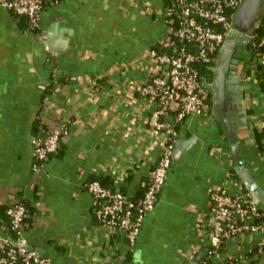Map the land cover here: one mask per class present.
<instances>
[{"label":"crops","instance_id":"1","mask_svg":"<svg viewBox=\"0 0 264 264\" xmlns=\"http://www.w3.org/2000/svg\"><path fill=\"white\" fill-rule=\"evenodd\" d=\"M167 3L67 0L45 8L37 31L0 7V208L29 201V247L55 264H123L129 253L133 264H188L205 247L200 227L212 221L209 190L235 171L213 107L210 117L178 125V142L191 145L169 171L134 246L98 223L86 190L108 177V186L135 196L162 153L156 105L137 89L150 68L148 52L167 35ZM247 59V126L239 139L244 163L264 189L256 139L264 131V78L257 73L258 65L264 73V54L247 52ZM63 125L62 149L34 171L33 140ZM3 221L0 234L11 237ZM261 240L247 233L227 241L221 257L264 264Z\"/></svg>","mask_w":264,"mask_h":264},{"label":"built area","instance_id":"2","mask_svg":"<svg viewBox=\"0 0 264 264\" xmlns=\"http://www.w3.org/2000/svg\"><path fill=\"white\" fill-rule=\"evenodd\" d=\"M67 0H0V7L17 17H24L32 31L40 29L41 14L47 5L54 6ZM243 0H172L166 7L168 31L159 43L163 53L156 49L148 52L150 68L138 86V94L154 105V127L162 140V153L142 186L144 197L134 202L120 190L104 187L93 181L86 190L93 198L98 223L109 234L123 232L134 246L141 234L147 215L158 204V199L169 171L178 142V125L193 116L210 117V91L212 83L201 76V67H210L226 39L235 31L234 18ZM183 43L181 46L178 43ZM213 69V68H212ZM173 116V121L167 119ZM66 125L36 137L33 169L45 166L48 157L57 152ZM129 176L124 174L122 183ZM212 221L200 227L206 256L201 264H242L221 257L227 241L240 239L247 233L264 236V207L253 202L251 193L231 172L220 185L209 190ZM7 216L12 237L0 234V264H55L35 250H29L25 235L26 206L20 199L9 203ZM211 228V231H209ZM208 238V239H207ZM259 253L264 252L261 240ZM195 254V253H194ZM194 257V256H193ZM191 257V259L193 258Z\"/></svg>","mask_w":264,"mask_h":264},{"label":"water","instance_id":"3","mask_svg":"<svg viewBox=\"0 0 264 264\" xmlns=\"http://www.w3.org/2000/svg\"><path fill=\"white\" fill-rule=\"evenodd\" d=\"M264 8V0H243L234 18V33L225 40L219 51L212 71L213 78V111L231 146L235 161V172L246 189L251 193L253 202L264 207V189L254 180L243 160L242 144L239 139L240 130L247 126L243 112V100L248 81L247 52L260 50L256 44V23ZM252 59V58H251ZM251 135V132L249 133ZM190 141H179L172 157V166L189 149ZM214 215H212L213 217ZM211 231V228L210 230ZM29 250H34L29 247ZM38 252V251H36ZM206 256V248L200 250L188 264H201ZM139 264V263H135Z\"/></svg>","mask_w":264,"mask_h":264},{"label":"trees","instance_id":"4","mask_svg":"<svg viewBox=\"0 0 264 264\" xmlns=\"http://www.w3.org/2000/svg\"><path fill=\"white\" fill-rule=\"evenodd\" d=\"M171 1L172 0H168V3H167V5H170V3H171ZM47 7H49V5H47L45 8H47ZM15 16V15H14ZM15 17H17V16H15ZM20 18V19H19ZM18 19L20 20V21H22V20H24V21H26V19L24 18V17H18ZM26 23H27V21H26ZM28 24V23H27ZM257 27L255 28L256 29V32H257V37H256V44L257 45H260L261 47H260V50H258V51H254L252 54H253V56H261L262 54H264V8H263V10L261 11V13H260V17H259V19H258V21H257ZM27 26V25H26ZM28 27V26H27ZM183 43H181V42H179L178 43V45L179 46H181ZM154 49H156V50H158L159 51V53H163L164 52V48L162 47V46H157V47H155ZM217 58H218V54L215 56V58H214V60H213V63H212V65L210 66V67H201L200 69V71H201V76H203V77H205L210 83H213V78H214V73H213V71H212V68L215 66V64H216V61H217ZM262 66L261 65H258V67H257V73H258V75H260L262 78H264V73H263V70H262ZM211 98L212 97H210V101H209V103H210V109H211V112H212V107H213V100H211ZM256 139H257V143H258V147H259V149H260V151H261V153L262 154H264V131L263 132H261V133H256ZM62 149V142H61V145H60V147H59V149L57 150V152L56 153H54V154H52V155H50L49 157H48V159H50V157H52V156H54V155H56V154H58L59 152H60V150ZM47 159V160H48ZM46 160V161H47ZM46 161H45V163H46ZM231 174L239 181V182H241V180L239 179V177L237 176V174H236V172L234 171V170H231ZM129 177V176H128ZM127 177V180L129 179ZM105 178H107V179H104V180H92L91 182H93V181H98V182H100L104 187H106V188H109V189H112V190H114V188H111L110 186H108L109 185V179H108V177H105ZM144 181H146V179L144 180ZM143 181V182H144ZM242 186H243V188L245 189V191H247V189H246V187H245V185L242 183ZM145 189H146V187H144V186H141L140 188H139V192L137 193V195H135V196H128L125 192H124V190H120L121 192H123V194H125V195H127L128 197H129V199L130 200H132V201H134V202H138L140 199H142L143 197H144V193H145ZM21 202L26 206V209H27V216H26V218H25V220H24V223L29 219V215L31 214V206H30V203H29V201L27 200V199H25V198H23L22 197V199H21ZM10 205L9 204H7V205H5V206H3V207H1L0 208V217H2L3 218V222H2V224H4L6 221V226H8V228H9V230H10V223H9V218H8V216H7V214H6V212H7V209H8V207H9ZM211 208V207H210ZM29 211V212H28ZM95 212V211H94ZM10 233V235H11V237L13 236V232L11 231V232H9ZM123 264H133L132 263V253H129L127 256H126V258H125V260H124V263Z\"/></svg>","mask_w":264,"mask_h":264},{"label":"flooded vegetation","instance_id":"5","mask_svg":"<svg viewBox=\"0 0 264 264\" xmlns=\"http://www.w3.org/2000/svg\"><path fill=\"white\" fill-rule=\"evenodd\" d=\"M213 92H214V88H213V85H212V89L210 91V97H212V98H213Z\"/></svg>","mask_w":264,"mask_h":264},{"label":"rangeland","instance_id":"6","mask_svg":"<svg viewBox=\"0 0 264 264\" xmlns=\"http://www.w3.org/2000/svg\"><path fill=\"white\" fill-rule=\"evenodd\" d=\"M211 100H213V98H211Z\"/></svg>","mask_w":264,"mask_h":264}]
</instances>
